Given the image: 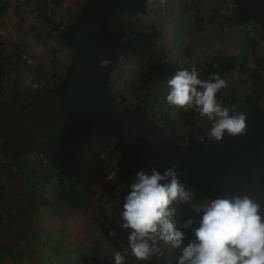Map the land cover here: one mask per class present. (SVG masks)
I'll use <instances>...</instances> for the list:
<instances>
[{
    "label": "rangeland",
    "instance_id": "1",
    "mask_svg": "<svg viewBox=\"0 0 264 264\" xmlns=\"http://www.w3.org/2000/svg\"><path fill=\"white\" fill-rule=\"evenodd\" d=\"M76 1L77 0H0V51H2L3 56L6 55L7 57L5 68L7 86L4 90V95L2 96V98H0V101H4L0 105V144H2V142L6 140L8 142L7 144H11L6 148L7 151H3V155L4 152H6L8 161H6V159L3 160V158L0 157V167L1 165H5V163L7 162H11L14 152H18V150H20V152H24L27 149H32L33 147L36 148V146L40 145L44 141L47 133L53 132L55 128H59L57 132L58 134H60V137L63 138L62 142L59 141L61 144V146L59 144V148L66 147L64 149L70 152L72 151L71 146L68 142H66L67 140L71 142L72 138L69 135L67 136V133H63V130H65L63 126L66 123V119L63 111L59 106L57 97L51 95L50 93L44 94L42 92L43 89L33 87L32 81L42 84V88L51 87L52 84H54L56 81L55 73H62L67 66V63L69 64V56H64L62 54V48L67 49V47L60 46V44L55 41V33L51 32L48 27L44 26L45 23L42 20V16L45 12H49L50 16L54 13L55 21L61 20L58 26L60 28L63 23L65 24L74 16V14H77L80 1ZM209 1L210 0H168L167 12H164V10H161L160 8L153 9V11L155 12L152 11V19L150 22H153V24H155H152V26L142 17L140 18L138 23L135 19H133L130 27V33L132 34L131 36H129L131 37V39L136 40L137 45L135 46V49L138 51V53L134 55L133 58H128L125 60V62H128V65H126V63L124 62V67L130 68L127 75L125 74L128 78V81L130 80L132 83V81H136L141 78L140 81L142 85H151L153 91L158 90L160 92H165L169 91L167 81L172 78L177 71H179L180 69H190L192 65H195L198 72H200V79L201 77H207L211 76L213 73H217L221 76V78L225 79L228 82V87L222 89V96H217L218 101L221 102L224 107L229 108V110H235L239 106H241V101L245 96L246 88L243 87L241 83L235 80L237 79V75L235 74L236 70L233 69L230 74L226 75V72L222 70L224 62L213 61V59L217 56H223L225 59H228L233 56L235 53L234 51H236L234 43L229 44L227 50L225 51V45H223L222 43H216L222 42V39L220 37L222 36L223 30L221 29V27L220 30L217 29L214 32L210 29L208 32L209 34L203 37L204 40L211 43L208 39V37H210L211 41L214 43L213 45H211V49H213L214 54V56L211 57L213 58L210 57L211 59H207L206 63L202 62L201 64H196L192 62L190 58H188V56L192 54H190L189 50H191L192 47L195 46V43L198 42V40L194 37V39L191 40V37L193 34H195V32L193 33L192 27V22L194 19H191L190 13L193 12V8L200 2H204L207 5V2ZM216 1L218 2V0ZM28 2H33L37 5L35 15H33L32 13L30 14L29 8L27 7L31 6L28 4ZM212 2L214 6L209 5L210 7H214V9H211L212 12L218 15V11L221 10L223 13V11L225 10L223 4L224 1H221L222 3L218 2L221 3V6L218 7L217 4L214 3V0H212ZM177 3L181 5H183L184 3L191 4L189 7L184 6L186 7V9L183 10L184 15L181 16V19L179 17L180 21H182L184 27L188 31L187 37H180L179 35L178 38H174V24L176 20L175 18L177 17L178 19L179 12L181 11V5L178 7V9H175L176 5H178ZM173 4H175V6H173ZM170 5L172 8L169 9ZM148 15L150 14H144L143 16ZM185 15H187L188 19L185 17ZM183 17H185L186 21H184ZM213 17H215V20L217 21L219 15ZM217 22L219 23V21ZM123 23L124 22L122 21L121 24ZM146 32L149 33L148 36L146 35ZM238 32L240 34L239 38L241 47L242 38L245 35H250L246 33V28H242L238 30ZM120 33L122 34V31ZM121 34L120 38L124 41H127V36L124 37ZM33 35H35V37H32ZM261 36H264V32H261L257 38H253L255 41L254 43L256 52L264 57V39ZM144 46H147V48L145 49ZM156 47L158 48L156 49ZM51 49H54V52ZM127 49L128 46L127 44H125L123 54L127 52ZM185 49L187 50V52H185ZM238 50L239 49H237V52ZM67 51L70 52L69 49H67ZM194 52L195 51H193V53ZM217 52L219 53L217 54ZM17 55H26V57L33 60L32 70L34 73H31L30 69L27 66L21 64L24 62ZM51 55H54L55 58H57L61 62L51 60ZM183 57L185 58V61ZM196 60L197 59L195 58V61ZM200 61L201 59L198 58V62ZM184 62L185 66L182 68L181 65H183ZM208 62L211 64H207ZM163 64H167V66H165V69L167 70V75H165V78H163L164 75L162 73H158V71H161ZM130 72H132L131 79L130 75H128ZM112 80V86L117 87L115 82L121 85L123 77L121 79L118 74H114ZM130 81L128 84H130ZM123 83H126V80H124ZM125 91L127 90L125 89ZM25 93H35L37 94V97H27ZM128 96L130 95L127 94V99L124 104H128V106L135 105L137 101L133 98H128ZM150 107L151 106H149V101H147L145 108L148 111L149 115L152 113L153 109V107ZM179 111V118L187 123L190 126V129L193 126H196L197 121L199 120L198 113L194 112L193 114H190L189 110L187 109L186 111L184 110V108ZM168 113L170 118L175 121L177 111L175 109H171L168 111ZM96 137L97 136L86 137L88 139H91L92 141L82 139L83 141L85 140L87 149L90 150L91 155L95 154L94 150H96V147L92 148L91 145H99L98 147H100V145L105 141L108 143L115 141L112 136H109L106 133L102 134V136L100 138H97V140H95ZM31 152L32 153H28L29 157H32L35 153L33 152V150H31ZM60 153L62 152L60 151ZM98 153H100V151ZM21 155L23 157V155L25 154L21 153L19 157ZM124 156L125 155H123V157ZM23 158L25 159V157ZM33 159V161L30 160L31 165H40L38 163V160H36V157H34ZM50 159H52V155L48 159L49 162L51 161ZM99 159H101V157H98V160ZM62 160L65 161L66 159L63 158ZM104 164L105 165H102L104 169H108L111 171H114L115 169L116 171V168H114L112 165H107L106 162H104ZM121 164L118 165V172L121 175L136 174V172H132L134 170H132L131 168L128 170V165L125 160L123 161L122 159ZM67 166L71 168V172L73 169H76V165ZM99 166L100 165H85V169L81 170V172H77L78 169L74 170L76 176L75 178L71 179L75 181L81 179L74 188L75 192L77 193V196L75 198L76 200L79 201L80 197H87L90 200L91 198L89 196H92L94 193H96V189L94 190L93 183L86 181L90 177V172L93 170L98 171ZM22 167L25 168L26 165H23ZM11 170L15 174L13 179H8L6 182H1L0 180V182L2 183L0 184L2 194L6 193V199L0 201V211H6L7 209L9 210L13 205L16 208L19 207L24 212L29 211L31 208H33V210L36 209L38 213L49 211L51 214L55 215L58 211H60V213L64 211V208L67 205L66 195L64 196L65 188L62 187L63 182H60L61 184L59 186H57L56 183L57 181H62L61 179L63 178H65L63 181H68L69 177L65 176L63 178H59L57 177V173L54 172L51 173L49 184H46V186L48 185L49 187L43 186L42 188H40L37 184L36 186L33 184L31 187L26 185L23 174L19 172V167L12 166ZM124 170H126L125 173H123ZM97 171H95L96 174ZM45 173L47 175V173L49 172ZM93 175L94 174L91 175V178H93ZM40 180L39 182H41ZM90 183L91 186L89 185ZM57 194H59V197L57 196ZM13 195H15V198H11L10 200V196ZM16 195L22 196L23 198L26 197V201L18 200ZM108 195H110V192L108 193L107 189L104 192H101L100 196L96 201H94L91 207L92 213L94 214L97 213L98 209V214L103 216V219L105 220L104 222L107 226V222L110 223L111 219L109 215L114 216V212L116 213V209L111 205L109 210L106 207L107 205L103 207L100 206V202L103 201L101 199L107 197ZM197 196L200 198L202 197L198 192ZM53 199H55V201H53ZM50 200L54 202V205L51 207L49 206L52 204L48 202ZM43 216H45V214H43ZM92 220H94V218H92ZM20 222L23 226L20 231L24 232V234L31 231L34 232L36 227L33 226L36 223L40 226L45 225L46 223L45 219L35 221L33 218L27 221L23 219L20 220ZM4 225L5 223H2L0 219V230H5V232H8V230H10L7 229L9 224L6 223V228L1 229ZM183 231H185L186 243L187 239L191 238V229ZM34 235L36 234H33V236ZM99 238H103V240L100 241V244L104 246H106L110 241L109 236L102 237L101 235H97L96 231L93 229L87 235L88 242L97 243ZM44 241L48 240L44 239ZM74 244L75 243L71 244L70 242L69 246L72 247V245ZM51 251L56 255V264L84 263L81 259L78 258L77 255L73 254V252L69 248L65 249V247L62 245H59L58 248H56V253L53 249ZM85 253L90 256L94 254L95 257H92L91 259L94 260L97 258L96 261L98 262V264L108 263L104 259L106 253L102 249L98 250L97 253L92 250H86Z\"/></svg>",
    "mask_w": 264,
    "mask_h": 264
},
{
    "label": "water",
    "instance_id": "2",
    "mask_svg": "<svg viewBox=\"0 0 264 264\" xmlns=\"http://www.w3.org/2000/svg\"><path fill=\"white\" fill-rule=\"evenodd\" d=\"M240 22L256 21L264 28V0H232ZM148 14L145 0H86L76 17L58 33L70 50V63L53 87L75 136L111 135L133 157L137 171L152 167L161 173L177 165L181 182L205 197L248 195L259 202L264 219V108L242 107L246 133L207 144L206 134L187 143L172 144L143 105L130 107L115 95L111 74L124 44L117 33L122 13ZM108 58L107 68L98 67ZM230 110V115H231Z\"/></svg>",
    "mask_w": 264,
    "mask_h": 264
},
{
    "label": "clouds",
    "instance_id": "3",
    "mask_svg": "<svg viewBox=\"0 0 264 264\" xmlns=\"http://www.w3.org/2000/svg\"><path fill=\"white\" fill-rule=\"evenodd\" d=\"M77 1H80L77 10L79 12L86 0ZM167 2L168 0H145L146 12L151 14L155 8L167 12ZM224 6L226 7H224L225 11H232L236 16V5L232 0H224ZM49 14V12H46V16L52 17L55 21L54 13L51 16ZM143 15L126 11L119 17L117 33L121 34L122 31L121 35L127 36V46L133 44L135 48L137 42L131 39L132 33L127 34L125 29H130L133 19L137 23L141 17L148 20L147 16ZM218 15L223 16L221 10L218 11ZM150 19L152 18L150 17ZM60 21H55L57 27ZM122 21L123 24H121ZM249 22L257 23L251 20L241 22V25L246 28L244 24ZM60 46L64 45L60 44ZM144 48L146 49L147 46H144ZM18 57L24 62L20 63L27 66L31 73H34L32 70L33 60L26 57V55H19ZM50 59L61 62L54 55H51ZM124 62V54L122 53L117 64L123 70ZM110 64L111 60L108 58L98 59V67L100 68H107ZM67 65L69 66L68 63ZM65 71L66 67L62 73H55L56 81ZM231 72L227 71L226 74ZM235 74L237 75L235 80L246 88L247 93L251 88L250 81L245 76ZM4 78H6V73L0 81ZM246 82L249 83L248 86L245 85ZM167 85L169 89L165 98L167 104L176 108L192 109L199 116L211 122L210 128L206 130H209L206 134L207 144L214 141L219 142L225 133L230 137L242 136L246 133V115L241 111H237V109L231 111L230 115L229 108L224 107L217 99L220 90L228 87V82L221 78L219 74L213 73L209 80H202L199 78L196 66L192 65L190 69L177 71L167 81ZM41 86L42 84L36 88L43 90L49 88H42ZM261 102L264 103L262 99ZM134 106L136 105L130 107ZM155 106L158 105L155 104ZM155 106H153L151 116L146 110L148 117L154 122H156L154 117ZM157 110V114L161 117L163 113L159 111V106ZM156 123L159 125L158 122ZM206 131H202L201 137ZM179 175L177 165L174 163L162 173L155 167H152L148 173L143 170L136 171L135 178L129 185L130 191L125 196L123 210L119 213L122 223L117 225L128 232L127 247L123 250L124 254L120 251L114 253V264H125L128 253L137 261H148L153 256L162 257L164 255L161 251L162 244L180 249L176 264H264L262 205L248 195H224L222 197L207 198L189 185L188 187L187 184L181 182ZM116 178V171L107 174L105 177L108 181H114ZM194 190L206 199L193 203L194 194L197 195ZM185 204L189 205L193 212L199 214L198 222L189 218V216L184 221H177L179 213L175 205ZM194 223L197 224L196 227H192ZM182 229H191V238L187 239L186 243L185 231ZM108 236L116 238L118 234L115 230H109Z\"/></svg>",
    "mask_w": 264,
    "mask_h": 264
},
{
    "label": "crops",
    "instance_id": "4",
    "mask_svg": "<svg viewBox=\"0 0 264 264\" xmlns=\"http://www.w3.org/2000/svg\"><path fill=\"white\" fill-rule=\"evenodd\" d=\"M221 1L223 2L224 0H218V2H221ZM218 2L214 0V3L217 4V7L221 6V3H222V2L221 3H218ZM28 4L31 6V7H27L29 8L30 14L32 13L33 15H35L37 5L33 2H28ZM171 5L169 6V9L172 8ZM180 5L181 4L176 5L175 9H178ZM190 5L191 4H188V3H184L183 5H181V9H180L181 11L179 12L178 19L177 17L175 18L176 20H175L174 25H176V23L178 24L182 22L180 21V19H181V16L184 15L183 10L186 9V7H189ZM209 5L214 6L212 0L207 2V5L204 2H200L198 5H196L193 8L192 13L189 12L191 19H194L192 22V27H193V33L195 32V34L192 35L191 40L195 38L198 40V42L197 43L194 42L195 46H193L192 49L189 50L190 54L191 53L192 54L188 56V58H190L191 61L196 64H201L202 62L206 63L207 59H209L211 56H214L213 49H211V45H213L214 43L211 41V38L208 37L211 43L203 39L204 36H207L209 34L208 32L210 29L214 32L217 29L220 30V27H221V29L223 30L222 36L220 37L222 39V42H216V43H222L223 45H225L226 49H224V51L227 50V47L229 46V44H233V43L236 47V51H234L235 53H237V49H240V38H239L240 34L238 30L242 29L243 27L242 25L238 24L237 22L238 19L236 18V16H234L232 11L224 10L223 11L224 17L219 16L217 18V21H219L218 23L215 20V17H213V16H218V15L212 12L211 9H214V7H210ZM173 6H175V4H173ZM185 17L188 19L187 15H185ZM185 17H183L184 21H186ZM145 20L148 21L146 18ZM150 24L152 26L153 22H150ZM185 31L187 32V35H188V31L186 30V28H185ZM127 43H128V40H127ZM157 48L158 47H156V49ZM62 51H63L62 54L64 56L70 55L67 49L62 48ZM193 51L195 52L193 53ZM185 52H187V50ZM219 52H217V54ZM137 53L138 51L134 48V45L128 44L127 52L124 54V61L128 58H133L134 55H136ZM195 58L197 59L196 61H195ZM198 58L201 59L200 62H198ZM183 59L185 61L184 57ZM209 62L207 64H211ZM125 63L126 65H128V62H125ZM162 66L163 67L161 71H158V73L159 74L162 73L164 75L163 78H165V75H167L166 73L167 70L165 69V66H167V64L165 65L163 64ZM181 66L183 68L185 66V62ZM123 68L127 75L128 70L130 68H125L124 66ZM198 73L200 74V72ZM128 75H130V79H131L132 72H130ZM226 75H228V73ZM207 77H211V76H207ZM140 80L141 78L136 81H132V83L129 80L130 84L126 87V90H127L126 93L130 95L128 96V98L130 99L133 98L134 100H136L137 102L135 105L141 104L145 106L147 104V101H149V106L151 107L157 104L159 106V111L161 113L163 112L167 114L168 116H169L168 111L171 109H175L177 111V116H176L175 121L172 119V121L174 122L173 131L175 132V135L177 137H181L180 140L182 142L186 141L185 139H187V135L189 134L191 129L187 123H185L181 118H179V112H180L179 110H182V108H176L166 103L165 98H166V95L168 94V91H165V92H160L158 90L153 91V88L151 87V85H147V84L142 85ZM127 81H128V78L126 76V82ZM184 110L187 111V109L185 108ZM196 125L197 126L200 125L202 131L203 130L206 131L207 129L210 128L211 122L199 116V120L197 121ZM101 136L102 135H98L96 138H100ZM82 138L85 139L86 137H82ZM79 140H81L82 142H85V140L83 141L80 138H74L71 140V142L69 140L66 141L69 143V145L72 148L71 152L64 149L66 147L64 148L61 147L59 149L53 148L52 152H50V156L52 155V159H50L51 161L49 162L47 160L46 164H42V165H66V168L69 171L71 168L67 165H79L78 168H76L78 169L77 172H81V170H84L85 165H100L98 167V171L93 170L90 172V177L86 181V182L93 183L94 185L93 187H94V190L96 189L95 191L96 193H94L92 196H89L91 198L90 200L87 197L85 198L80 197L78 201L75 199L77 196V193L75 192L74 188L76 187L77 183L80 182L81 179L77 181L73 179H68V181L67 180L63 181L65 179L63 178L61 179L63 182L62 187L65 188L64 196L66 195L67 205L65 206L64 211L62 213H60V211H58L56 215L51 214L49 211L38 213L36 209L33 210V208H31L27 212H24L19 207L16 208L14 205L11 206V209L9 210L7 209L6 211H0V219L2 223L4 222L5 225L6 223L9 224L7 229H10L8 230V232H5V230H2V231L0 230V247H2L3 249L2 255H4L0 261L1 263H4V264L6 263H9V264H56V259H55L56 255L51 250L53 249L56 253V248H58L59 245L64 246L65 249L69 248L73 252V254L77 255L78 258L81 259L82 262H84L83 264H98V262L96 261L97 258L94 260L91 259L92 257H95V255L92 254V256H90L86 254L85 253L86 250H92V251H95L96 253L98 250H101V249L104 250L106 253V256L104 257V259L106 262H108L105 264H114L113 255L115 252L120 251L122 254H124L123 250L124 248L127 247L128 232L126 230L119 228L117 225L122 223L119 213L123 210V203L125 200V196L130 191L129 185L133 182L135 178V174H132V175L126 174L123 178H122L123 175H121L122 179L119 177L117 180L109 182L108 180L105 179L107 169H104L102 166V165H105L104 162L100 160L98 161L92 160L94 158V154L91 155L90 150H88L86 147H78L77 144L79 143ZM1 145L2 144H0V157H2L3 160L6 159V161H8L6 152H4V155H3V149ZM5 151L7 150L5 149ZM60 151L63 154L60 153ZM25 155H23L25 159L21 155L16 160L18 162L17 165H31L30 160L33 161L34 157H36V160H42L41 157H39V155L37 154V152L34 153L32 157H29L28 154H25ZM63 158H65L66 160L63 161L62 160ZM124 160L126 161L127 165H132L133 163V159L128 155H125L123 157V161ZM38 163L41 164L40 162ZM76 169L72 170L73 173H72L71 178H75L76 174L74 170ZM95 171H97V174L95 173ZM132 172H136V171H132ZM123 173H125V171ZM92 174H94L93 178H91ZM35 181L36 180L34 179V181L30 183L31 187ZM69 185L70 186L72 185L74 187L70 191L66 189ZM89 185L91 186V183ZM106 189L108 190V193L110 192V195L101 199L103 201L100 202V206L103 207L107 205L106 207L109 210L110 205H111L113 206V208L116 209V213L114 212V216L109 215L111 219H110V223L107 222L108 226L105 224L104 222L105 220L103 219V216L98 214V209H97L96 214L92 213V210H91V207L94 201H96L98 197L100 196V193L104 192ZM57 196L59 197V194H57ZM16 197L20 201H26V197H24L25 199L22 196L16 195ZM11 198L14 199L15 195L10 196V200ZM35 198H36V195H35ZM202 198L204 197L200 198L194 194L193 203L204 200ZM4 199H6V197H4ZM37 200H38V197H37ZM53 201H55V199H53ZM53 201L52 200L48 201L52 204L49 207L54 205ZM176 208L178 209L177 210L178 213H182L183 211L187 210L190 213L189 218H192L194 221L199 219V214L193 212L189 205H186V204L176 205ZM43 214H45V216H43ZM32 218L35 221L40 220V219H45L46 223L45 225H42V226L36 223L33 226V227H36L34 232L31 231L29 233L24 234V232L20 231L23 227L21 225L20 220L24 219L27 221ZM92 218H94V220H92ZM194 224L192 227H194ZM5 225L1 229L6 228ZM92 229L96 231L97 235H101L102 237H107L109 230H115L118 236L116 238L110 237L109 239L110 241L107 243L106 246L100 244V241L103 240V238H99L97 243L88 242L87 235L91 232ZM33 234H36V235L33 236ZM44 239L48 241H44ZM70 242L71 244L72 243H75V244L72 245L71 247L69 246ZM16 251H19L21 253V258H16L15 255L13 256V254H15ZM161 251L164 253L162 257L158 258L156 256H153L148 261H137L135 260L134 257L131 256L130 253H128L126 255L125 264H176L177 258L180 254L179 248L174 249L169 245L162 244Z\"/></svg>",
    "mask_w": 264,
    "mask_h": 264
},
{
    "label": "trees",
    "instance_id": "5",
    "mask_svg": "<svg viewBox=\"0 0 264 264\" xmlns=\"http://www.w3.org/2000/svg\"><path fill=\"white\" fill-rule=\"evenodd\" d=\"M152 13L153 12H151V14ZM151 14L148 15L147 18L150 19ZM66 15H68V14H66ZM75 17H76V15L74 14V16L68 22H66L65 24L64 23L62 24L61 28H59L55 25V21L53 20L52 17L46 16V12L43 14L42 20L45 23L44 26L48 27L50 29V31L55 33V41L58 42L59 44H61V42L58 38V33L63 29V27L67 23L72 21ZM237 22L240 25L242 24L239 21H237ZM148 23H150V20H148ZM174 28H175L174 38H178L179 35H180V37H182V36L187 37V32L185 31V27H184V24L182 22L176 24ZM148 34L149 33L146 32L147 36H148ZM118 35L120 36V34H118ZM32 37H35V35H33ZM121 40L125 46V44H127V41H124L123 39H121ZM254 42L255 41H254L253 37L245 35L242 38V45H241V47L237 53H235L233 56H231L228 59H225L223 56L222 57L217 56L213 59V61H216V62H220V61L224 62L223 68H222V70L224 72L225 71L226 72L227 71H233V69H235L236 73H238L240 76L247 77L248 81H250V87L251 88L249 87L250 89L247 91V93H245V96L242 98V101H241V106H239L237 108V110L242 108V107H251V108H254V107H262L263 108L264 107V103L261 102V99L264 96V75L261 76L259 73V70H264V57H262L261 55H259L256 52ZM124 49H125V47H124ZM51 50L54 52V49H51ZM69 58H71V54L69 55ZM69 61H70V59H69ZM252 61L254 63H252ZM6 62H7L6 55L3 56L2 51H0V79L2 76L5 75ZM251 64H253V66ZM67 68H68V65L66 66V70H67ZM114 74H118V76L121 77V79L123 77V81H124V80H126V75H125L126 72L123 69L119 68V64H117L115 66L112 74H111V77H110V85H111L113 92L120 99L121 102L125 103V101L127 99V94H126L125 89L129 85L128 84L129 81H127L126 83H123V81H122L121 85H119L118 83L115 82L117 87H113L112 86L113 85L112 79H113ZM61 77L62 76H60L59 79ZM210 78L211 77H203L201 79L202 80H209ZM59 79H57V81L51 87L43 90L42 92L44 94L50 93L51 95L56 96L52 92V89L57 84ZM221 92H222V89L217 94V96H219V95L222 96ZM31 96L34 98L37 96V94L32 93ZM57 101H58V97H57ZM1 104H2V102H0V105ZM188 110H189L190 114L195 112L192 109H188ZM0 115H1V112H0ZM158 123H159L160 127L162 128V130L164 132H166V135L168 136V138L172 144H175V143L177 144V143L182 142L180 140L181 137H177L175 135V132L173 131L174 122L172 121V119L167 114L163 113L160 117V122H158ZM63 127L65 128V130H63V133H67V136L69 135L72 139H74V138L83 139L82 136L73 135V133L68 129L67 123H65V125ZM193 127H191V131L187 135V139H185L186 141H184V143L197 139V137L193 138V134H194V130H192ZM58 130H59V128H55L53 130V132H48L44 141L40 145L36 146V148L33 147L32 149H27L24 152H20V150H18V152H14L15 155L13 156L11 162H9V163L7 162V163H5V165H1V167H0V180H1V182H6L8 179L14 178L15 174L11 170L12 166L19 167V172H21L23 174V177L25 179L27 186H30L31 185L30 183L33 182L34 179L36 180L34 182L35 186H36V184L39 185L40 188H42L43 186H46V184H49V179L51 178V173H54V172L57 173V177H59V178H63L65 176H67V177H69V179H71L72 172L69 171L65 165H42V164H46V162H43L42 160H38V162L41 163L40 165H26L25 168L22 167L23 165H17L18 162L16 160L19 158V155L21 153H24V154H28L29 152L32 153L31 150H33V152H35V153L37 152L38 155H41V153L42 154L46 153V155H47L49 153L48 156L46 157L49 159L50 152H52V149L53 148L59 149V144H60L59 141H61V142L63 141V138L60 137V134H58V132H57ZM85 139L91 140L88 138H85ZM96 140H97V138H96ZM7 143H8L7 140L2 142L1 147H2L3 151H5V149L11 145V144H7ZM115 143H116L115 148L116 149L118 148L121 152V155H120L121 160H120L119 164L118 163L108 164L103 159H99V160L102 162H106L107 165H112L114 168H116L117 178L115 180H117L119 177L121 178V174L118 172L119 169H117V168H118V165L121 164V161L123 159V155H128L130 157H132V156L125 150V148L120 143H118L117 141ZM60 146H61V144H60ZM77 146L87 148L86 142H82L81 140H79V143L77 144ZM98 146L99 145H94V146L91 145L92 148L96 147V150H94L95 151L94 158L92 160H98V157H100V153H98V152L99 151L101 152L102 148L98 147ZM91 151H93V150H91ZM132 159H133V157H132ZM14 164H16V165H14ZM78 166L79 165H76V168H78ZM127 168H128V170L131 168L132 170L137 171L134 167V159H133L132 165H128ZM114 171H115V169H114ZM124 171H126V170H124ZM45 172H49L50 174L47 173V175H46ZM112 172L113 171L107 169L106 175L111 174ZM106 175H105V177H106ZM124 176L125 175L123 174V177ZM40 178H41V180H40ZM39 180L41 182H39ZM1 182H0V184H2ZM60 182H62V181H57V183H56L57 186H59L61 184ZM46 187H49V186L47 185ZM73 188L74 187L72 185L71 186L69 185L66 189L68 191H70ZM5 195H6V193L2 194V190L0 189V201L4 200ZM177 228H178V224H177ZM2 253H3V249H2V247H0V256H2V257H0V261L4 256V255H2ZM9 253H10V251H9ZM14 255L16 258H21V253L19 251H16V253L13 254V256ZM0 264H4V263L0 262ZM6 264H9V263H6Z\"/></svg>",
    "mask_w": 264,
    "mask_h": 264
},
{
    "label": "built area",
    "instance_id": "6",
    "mask_svg": "<svg viewBox=\"0 0 264 264\" xmlns=\"http://www.w3.org/2000/svg\"><path fill=\"white\" fill-rule=\"evenodd\" d=\"M246 33L254 38H257L258 35H260L261 32H264V28L261 27L259 24L257 23H253V22H249L246 23ZM125 32L127 34H130V29H125ZM264 39V36H261ZM24 56V55H23ZM28 62H31L30 60H27ZM253 66V64H251ZM259 73L261 76L264 75V70H259ZM33 82V87H38L40 85V83L32 81ZM246 86L249 85L248 82L245 83ZM6 87V78L2 79L0 81V97L4 95V89ZM262 101H264V96L262 97ZM158 106H155V110H154V117L156 119V122H160V117L157 114V110ZM192 130H194V134H193V138L197 137H201L203 132L201 130L200 125H196V127L194 126L192 128ZM105 144V145H104ZM116 143L115 142H104L103 144L100 145V147L102 148L101 152H100V157L101 159H103L104 161H106L108 164H116L120 162V155L121 152L120 150L117 148H115ZM48 156V154L46 155V153H41V155H39V157H41L43 162H46L48 158H46ZM128 177V176H127ZM187 205V204H186ZM174 206V205H173ZM176 206V205H175ZM174 206V207H175ZM177 210V209H176ZM190 215V213L188 211H184L182 213L178 214L177 217V221H184L188 218V216ZM199 219L196 220V222H198ZM179 224V223H178ZM197 224H194V227H196Z\"/></svg>",
    "mask_w": 264,
    "mask_h": 264
},
{
    "label": "flooded vegetation",
    "instance_id": "7",
    "mask_svg": "<svg viewBox=\"0 0 264 264\" xmlns=\"http://www.w3.org/2000/svg\"><path fill=\"white\" fill-rule=\"evenodd\" d=\"M25 94H26L27 97H31V98H33V97L31 96V95H32L31 93H25ZM36 97H37V96H36ZM34 98H35V97H34ZM0 102H4V101H0ZM30 103H31V102H30ZM82 137H85V136H82ZM83 139H84V138H83Z\"/></svg>",
    "mask_w": 264,
    "mask_h": 264
}]
</instances>
